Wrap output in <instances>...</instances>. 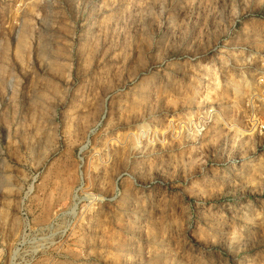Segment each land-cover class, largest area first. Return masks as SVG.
Instances as JSON below:
<instances>
[{"label":"rangeland","instance_id":"rangeland-1","mask_svg":"<svg viewBox=\"0 0 264 264\" xmlns=\"http://www.w3.org/2000/svg\"><path fill=\"white\" fill-rule=\"evenodd\" d=\"M0 264H264V0H0Z\"/></svg>","mask_w":264,"mask_h":264}]
</instances>
